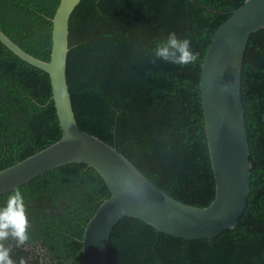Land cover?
I'll list each match as a JSON object with an SVG mask.
<instances>
[{
	"label": "trees",
	"instance_id": "16d2710c",
	"mask_svg": "<svg viewBox=\"0 0 264 264\" xmlns=\"http://www.w3.org/2000/svg\"><path fill=\"white\" fill-rule=\"evenodd\" d=\"M244 0H80L66 78L79 127L113 144L157 187L198 206L215 194L199 80L216 28ZM59 0H0V29L48 60ZM250 191L237 223L183 238L134 216L112 227L108 264H264V26L241 69ZM47 71L0 40V169L61 135ZM110 190L84 162L0 193V264H82L84 226Z\"/></svg>",
	"mask_w": 264,
	"mask_h": 264
},
{
	"label": "water",
	"instance_id": "95a60500",
	"mask_svg": "<svg viewBox=\"0 0 264 264\" xmlns=\"http://www.w3.org/2000/svg\"><path fill=\"white\" fill-rule=\"evenodd\" d=\"M80 0H59L52 20L48 60L34 56L2 29L0 40L25 61L48 72L61 135L54 142L0 169V193L66 163L94 167L110 195L83 229L82 264H108L113 225L138 217L159 231L183 238L214 237L233 227L250 191L249 142L241 101V69L251 32L264 26V0H244L216 28L201 63L199 89L215 194L205 206L180 201L157 187L117 147L82 130L66 78L69 17Z\"/></svg>",
	"mask_w": 264,
	"mask_h": 264
}]
</instances>
